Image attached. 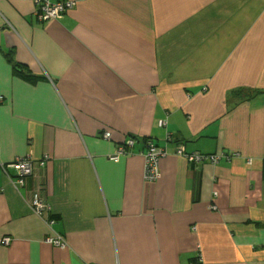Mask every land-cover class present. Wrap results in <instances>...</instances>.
Wrapping results in <instances>:
<instances>
[{
    "label": "crops",
    "instance_id": "1",
    "mask_svg": "<svg viewBox=\"0 0 264 264\" xmlns=\"http://www.w3.org/2000/svg\"><path fill=\"white\" fill-rule=\"evenodd\" d=\"M73 1L0 0V264H264V0Z\"/></svg>",
    "mask_w": 264,
    "mask_h": 264
},
{
    "label": "built area",
    "instance_id": "2",
    "mask_svg": "<svg viewBox=\"0 0 264 264\" xmlns=\"http://www.w3.org/2000/svg\"><path fill=\"white\" fill-rule=\"evenodd\" d=\"M36 4L37 10L35 12L36 18L45 22L54 17H59L60 14L65 13L69 9H71L74 5L73 0H33ZM2 96H0V100H2ZM104 137H110V132H105ZM133 139H129L126 143H121L117 145L116 155L111 156L110 158L117 160L118 154L125 153L126 149L129 146L133 145ZM176 152L179 154H183L189 161L192 162H203L205 160L214 162L217 161L222 154L220 153H184L182 147H177ZM166 149L153 141H147L144 143V179L146 181H154L159 175L158 169V160L161 156L165 155ZM35 161L30 158H18L13 161L10 165L16 169L17 171V183L23 185L24 178L29 176L32 173L33 166ZM38 163L43 166L46 164L45 159H40ZM31 209L42 219H45L48 224H53L54 220L49 219V213L51 211V207L48 205L46 200L41 196V194L36 191L32 194L31 200L29 202ZM195 225H193V228ZM46 241L64 247L66 245L65 239L58 233L54 234L53 237H46ZM11 237L6 235L0 239V243L6 245L10 243Z\"/></svg>",
    "mask_w": 264,
    "mask_h": 264
},
{
    "label": "trees",
    "instance_id": "3",
    "mask_svg": "<svg viewBox=\"0 0 264 264\" xmlns=\"http://www.w3.org/2000/svg\"><path fill=\"white\" fill-rule=\"evenodd\" d=\"M9 55V54H8ZM8 58L10 59V61L12 62V68H13V71L15 72V73H17L18 75H20L21 77H23V79H25V80H28V81H35L36 79H42L43 77L42 76H38V75H36V74H34V73H31V71L29 70V69H27L24 65H21L19 62H16V61H14V60H12V57L9 55L8 56ZM3 97V96H2ZM4 98V97H3ZM3 98H2V100H3ZM2 100H0V101H2ZM131 139H133L134 140V138L133 137H131ZM145 142H147V141H150L148 138L146 139V140H144ZM144 142V143H145ZM124 144L126 143V142H123ZM192 153V152H191ZM190 162H192V161H190ZM192 163H197V162H192ZM57 216L58 215H56V214H53V212H52V210L50 211V213H49V219H53L54 220V222H55V220H56V218H57Z\"/></svg>",
    "mask_w": 264,
    "mask_h": 264
}]
</instances>
